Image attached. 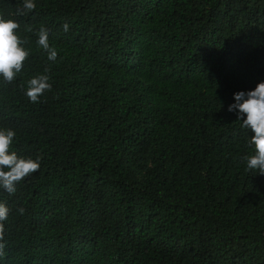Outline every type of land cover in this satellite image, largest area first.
<instances>
[{
    "label": "trees",
    "instance_id": "16d2710c",
    "mask_svg": "<svg viewBox=\"0 0 264 264\" xmlns=\"http://www.w3.org/2000/svg\"><path fill=\"white\" fill-rule=\"evenodd\" d=\"M35 3L17 16L23 0H0L30 50L0 78V127L19 157H42L0 188V264H264V175L228 110L264 82V0ZM40 74L52 89L32 103Z\"/></svg>",
    "mask_w": 264,
    "mask_h": 264
},
{
    "label": "clouds",
    "instance_id": "9594fccd",
    "mask_svg": "<svg viewBox=\"0 0 264 264\" xmlns=\"http://www.w3.org/2000/svg\"><path fill=\"white\" fill-rule=\"evenodd\" d=\"M35 8V0H23V5L16 9L15 15H26ZM19 29L20 24L15 19H5L0 15V78L9 84L17 79L30 56V50L23 46L25 40L18 35ZM63 29L67 32L69 25L65 23ZM37 44L48 53V60L57 59L58 53L49 44L47 29H40ZM49 79L48 75L40 74L27 82L25 94L32 103H38L46 91H51L52 84ZM234 99L236 103L230 105L228 110L230 112L238 110V120L243 122L242 127L254 133L248 142L250 147L254 146V154L244 157L246 170H258L259 175H264V82L259 83L255 90L236 93ZM16 136L14 129L0 127V188L9 194H14L20 182L40 169L42 159L19 157L17 152L12 150ZM24 211L23 208L19 209L20 214ZM10 213L11 209L0 202V257L5 255V222Z\"/></svg>",
    "mask_w": 264,
    "mask_h": 264
}]
</instances>
